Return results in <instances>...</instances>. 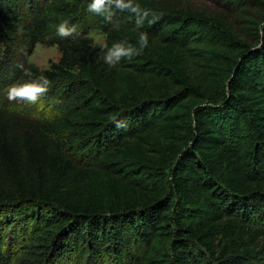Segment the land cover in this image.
<instances>
[{
	"label": "trees",
	"instance_id": "16d2710c",
	"mask_svg": "<svg viewBox=\"0 0 264 264\" xmlns=\"http://www.w3.org/2000/svg\"><path fill=\"white\" fill-rule=\"evenodd\" d=\"M213 1L139 0L149 46L109 68L89 33L135 44L134 14L0 0V264H264V0Z\"/></svg>",
	"mask_w": 264,
	"mask_h": 264
},
{
	"label": "clouds",
	"instance_id": "9594fccd",
	"mask_svg": "<svg viewBox=\"0 0 264 264\" xmlns=\"http://www.w3.org/2000/svg\"><path fill=\"white\" fill-rule=\"evenodd\" d=\"M88 11L103 15L104 19L111 21L116 11L129 12L136 16V29L139 32L138 39L135 44L120 40L113 42L111 46L107 43L100 45L103 50V61L109 68L117 67L121 60H131L141 55L149 46V36L146 32L139 31L143 26L144 19L147 18L149 11L142 8L139 0H90L88 3ZM118 27V25H116ZM76 31L75 25H70L68 20L61 21L56 32L61 38L69 37ZM262 34H264V26H262ZM257 47L264 46V40L257 43ZM51 81L44 75L32 78L26 81H16L6 86V95L9 101H26L31 104L37 103L49 91ZM116 128L126 126V123L116 116L111 118Z\"/></svg>",
	"mask_w": 264,
	"mask_h": 264
},
{
	"label": "rangeland",
	"instance_id": "374dc122",
	"mask_svg": "<svg viewBox=\"0 0 264 264\" xmlns=\"http://www.w3.org/2000/svg\"><path fill=\"white\" fill-rule=\"evenodd\" d=\"M198 4L210 11H221L223 7L220 3L213 0H198ZM97 44L105 42V34L101 30H93L89 33ZM61 57V53L56 45L48 46L37 44L29 60L31 63L38 66L40 69H47L54 62H57Z\"/></svg>",
	"mask_w": 264,
	"mask_h": 264
}]
</instances>
